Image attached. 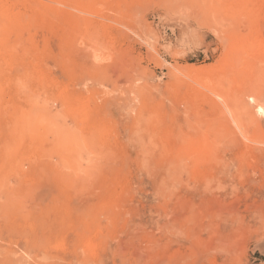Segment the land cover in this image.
Instances as JSON below:
<instances>
[{
	"label": "rangeland",
	"instance_id": "1",
	"mask_svg": "<svg viewBox=\"0 0 264 264\" xmlns=\"http://www.w3.org/2000/svg\"><path fill=\"white\" fill-rule=\"evenodd\" d=\"M0 264H264V0H0Z\"/></svg>",
	"mask_w": 264,
	"mask_h": 264
}]
</instances>
